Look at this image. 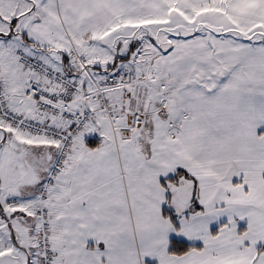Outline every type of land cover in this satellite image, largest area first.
<instances>
[{
	"label": "crops",
	"instance_id": "1",
	"mask_svg": "<svg viewBox=\"0 0 264 264\" xmlns=\"http://www.w3.org/2000/svg\"><path fill=\"white\" fill-rule=\"evenodd\" d=\"M46 2L47 16L32 23L59 37L50 30L54 41L33 39L25 17L21 36L1 44L12 110L40 117L25 98L32 73L18 65L21 48L12 56L10 45L29 46L54 68L75 51L85 59L77 79L83 94L108 72L138 78L127 104L121 88L108 93V107L86 101L91 122L47 190L50 264H264V50L244 49L249 38H238L244 28L247 35L264 28V0ZM33 4L38 11L44 2ZM242 52L255 61L235 63ZM133 112L145 125L123 136ZM56 156L51 142L0 121V264H44L34 211ZM178 171L186 189L196 185L184 196L176 190L180 205L191 197L189 210L171 205L169 178ZM173 240L193 248L172 254Z\"/></svg>",
	"mask_w": 264,
	"mask_h": 264
},
{
	"label": "built area",
	"instance_id": "2",
	"mask_svg": "<svg viewBox=\"0 0 264 264\" xmlns=\"http://www.w3.org/2000/svg\"><path fill=\"white\" fill-rule=\"evenodd\" d=\"M72 56L77 57L82 65L85 64L84 59L78 57L75 51ZM17 57L19 65L32 73L33 78L25 90V98L33 102L40 117L30 118L12 110L8 105L5 84L0 78V121L11 129L47 140L57 147L56 159L36 199L37 208L34 211L40 224L36 248L42 255V262L50 264L53 251L49 239L51 222L47 205L50 197L47 190L57 184L63 173L76 133L91 122L92 116L86 101L100 99L108 107V91L121 88L122 101L127 104L131 96L132 77L129 73H110L104 83L96 84L92 92L83 94L77 81L60 69L52 68L41 58L24 50L18 51ZM144 124V117L139 112H134L128 127L121 128L120 133L123 136L133 134Z\"/></svg>",
	"mask_w": 264,
	"mask_h": 264
},
{
	"label": "rangeland",
	"instance_id": "3",
	"mask_svg": "<svg viewBox=\"0 0 264 264\" xmlns=\"http://www.w3.org/2000/svg\"><path fill=\"white\" fill-rule=\"evenodd\" d=\"M50 0H48L49 2ZM44 4L41 7V10L39 9L38 11L35 10L34 8V4H33V0H0V35L2 36L0 38V50L3 49L1 44L5 43L7 44H11L13 43V40L11 42H9L11 37H8L7 35H10V33H14L16 36H21V35H17L20 32V26H21V20L25 17H29L28 18V22H25V28L28 29L27 31L30 33L31 37L33 39L36 40H45V39H49L51 41H54V37L51 36L53 35V33H55V35L57 34V37H59V32L53 27H49L48 24H34L32 23L33 20L36 17L42 18L44 19L45 16H47V11H46V0H43ZM50 5V3H49ZM227 26L229 27V30H232L233 26L230 27V22L227 23ZM17 29V30H16ZM50 30H53V33H51L49 35V33L51 32ZM244 34L242 33H238L239 34V39H248L247 42H240L244 47V49H247L249 51H254V50H258L259 52H262L264 50V28L262 27L261 29H258L257 31H248V35L246 34V29L244 28ZM228 36L232 37L233 36V31L228 32L227 33ZM241 35L247 38H241ZM22 38V37H21ZM59 40V38H56ZM50 41H47L45 43H49ZM65 44H63V47H61V50H66V41L64 40ZM14 45H10V52H12V56L16 55V49H23L25 51H27L30 54H33L31 51V48H28L29 46L25 47L24 44L20 43L17 46ZM30 49V50H29ZM257 51V52H258ZM1 54V51H0ZM241 56H239V59L235 62L237 64L242 63V64H246V63H253L255 60L252 59V55L251 53L247 54V53H240ZM38 55L44 60L46 61V58L44 56H41L40 53H38ZM232 55V54H230ZM219 79L223 80L225 78V75L221 72L218 73ZM133 77V76H132ZM138 81V78L133 77L132 79V86L136 85V82ZM112 90H109L108 92L110 93ZM140 114L143 116V114L140 112ZM144 117V116H143ZM130 122V121H129ZM128 122V124H129ZM128 124L125 125L124 127H128ZM134 134V133H133ZM175 175V174H173ZM181 175V176H180ZM178 175V184L173 185V183L171 181H169V186H170V190L169 192L171 193V197L170 200H172L171 205H173V203H178L177 206L179 207H184L186 210H189L191 208V197L189 195H187L188 199H189V203L188 204H183L180 205V200L178 199V192H182V195L184 196L186 194V191L188 193H193L194 191V187L190 190L191 186H195V184L191 185L190 187H188L186 189V187L184 186L185 183H188L186 176L183 174ZM173 177V176H172ZM181 177V178H180ZM190 185V184H189ZM176 190H178V192H176ZM12 200H8L7 204H11ZM5 264H10L9 261L6 259Z\"/></svg>",
	"mask_w": 264,
	"mask_h": 264
},
{
	"label": "trees",
	"instance_id": "4",
	"mask_svg": "<svg viewBox=\"0 0 264 264\" xmlns=\"http://www.w3.org/2000/svg\"><path fill=\"white\" fill-rule=\"evenodd\" d=\"M12 34L7 35V36L12 37ZM70 57L68 56V54L64 53L62 55L61 68H58V69H60L63 73L69 75L71 78H73L76 81L79 78V76L81 75L82 69L80 67L79 59L77 58V60L79 62V64H78L76 60H72ZM181 173H182V171L176 172V174L173 177L169 178V181L177 182L178 175H180ZM164 215L166 217H168L171 221H174V222L177 219L174 212H172L170 210H165ZM192 248H193L192 246L187 245L184 242H181L179 240H173L171 242V253L175 254V255L185 254Z\"/></svg>",
	"mask_w": 264,
	"mask_h": 264
}]
</instances>
